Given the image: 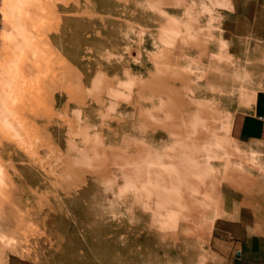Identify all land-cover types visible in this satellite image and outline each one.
Here are the masks:
<instances>
[{
	"label": "bare ground",
	"instance_id": "obj_1",
	"mask_svg": "<svg viewBox=\"0 0 264 264\" xmlns=\"http://www.w3.org/2000/svg\"><path fill=\"white\" fill-rule=\"evenodd\" d=\"M240 1L194 0L184 24L165 0H0V264H50L55 243L64 264L210 259L184 230L223 232L228 157L214 107L179 87L225 77L212 93L229 118L226 48L244 46L227 41L261 19L262 1ZM238 199L260 208L255 190Z\"/></svg>",
	"mask_w": 264,
	"mask_h": 264
},
{
	"label": "rangeland",
	"instance_id": "obj_2",
	"mask_svg": "<svg viewBox=\"0 0 264 264\" xmlns=\"http://www.w3.org/2000/svg\"><path fill=\"white\" fill-rule=\"evenodd\" d=\"M230 1L232 2V0H229V2ZM241 1L237 2V4L239 3L238 7L240 8H241ZM258 1H262L261 13H260L261 19L259 20V30H258L259 32L256 34L252 32V27H253L252 24L254 20V18H252L244 23V25L247 26V28L249 29L248 32L245 33V35L232 34L231 36H229L228 39L229 41H227V44L228 42H230L229 44L232 43L234 45L239 46L240 43H243L244 46V48H242L241 51H236L235 49L234 51L232 48L233 46H227L226 48L227 56L224 62L228 66V71H229L228 77L226 78V80H228V86L226 88L228 89V92L231 94L230 98L232 105L229 108L230 109L229 118L225 117L222 114L224 112L223 110L224 108H223V103L221 104V100L218 101L221 104V107L218 108L215 106L217 105V103L215 102V98L217 97L212 93L213 87H215L214 93L217 92L216 91L217 89L219 93L217 94L219 95L218 98L222 99V96L224 95L223 93L224 88H222V86L225 77H223V81L221 79L220 81L216 80L215 83L213 82L214 85L212 86L204 84L203 82H198L197 84H194V86L192 87L191 86L192 83L191 81H189L190 85H188L187 82L186 85H183L181 87L178 86V87L182 88V90L181 89L180 90L182 91L183 95H189L188 99L199 100V101L201 100V102H203V106L209 109L210 108L213 109L214 107L213 109L215 111L214 115H212L208 119L209 122H212L216 125L214 127L213 133L211 134V137L218 139L217 143L222 147V149L227 154L228 170L230 171V175H231V177L228 179L229 182L227 180L228 191H229L228 194L230 196L224 195V197H222L221 204H219L218 210H216L219 215L217 216L216 219L222 221H239V218L242 215L240 212H246L251 216L250 218L254 220L253 222L250 219L251 222L246 223V228L250 227V231L252 232L254 229L252 225L253 223L254 227L255 225L258 226L259 233H264L262 232L264 231V202L261 201V198L262 200H264V142H259V141L242 142L236 139L235 137H233L232 135V127H233L235 114L252 113L254 109L257 93L259 91H264V8H262L264 7V0H258ZM165 6H164L165 9L161 16L163 18L165 17V18L178 19L179 23L184 22V24L185 23L190 24L192 23L193 19L197 20L201 17V13L198 10L196 11V13H193V9L195 6L194 0H165ZM184 32L188 33L187 30H185ZM134 54L132 55L135 56ZM184 54L186 55V53H182V56H184ZM160 60L164 62L166 59L165 58L157 59V61H155L156 64L154 63V65L152 66L153 68H155V70H157V68L162 65V63L159 65ZM187 64L188 63L184 62L180 66L186 69L187 68L186 66H189ZM182 68H180V70ZM233 71H235V73H233ZM233 81L239 83L238 88L236 87L234 88V86L232 85ZM171 90L173 91V88H171ZM209 103H211V105ZM217 114L220 115L217 116ZM201 121L203 122L205 120L202 119ZM151 153L154 154V151H152ZM251 156L257 157V163H254V161H252L249 158ZM218 157H220L221 159L225 158L223 152L220 153ZM150 164L153 167V164L155 165L156 163L152 162ZM258 164L260 165L258 166ZM163 174L165 173L164 172L155 173L154 176H156L157 179H161ZM251 175L255 176L256 179L258 178L259 180H256L255 182L252 183H247V179ZM236 188L237 189L239 188V190L236 191ZM251 190H255V193L257 194V197L260 200V205H259L260 208H258L259 210L258 209L256 210L255 207L253 206H249V205L245 206L244 204H240L239 199L235 201L236 194L237 196L240 197L241 195L251 193ZM138 206H139V210H142L141 212H143L144 211L142 208L143 204L139 203ZM252 209L254 211H251ZM252 212L254 213L252 214ZM253 217L256 218L254 219ZM250 224L251 226H249ZM260 228H262V230ZM193 231L195 230H189V229L184 230V232L188 234V236L191 235L192 242L196 240L197 242L202 243L204 248L208 245V247L205 249L207 250V253H210L211 250L209 249V247L212 244L210 243L212 238L216 236L218 237L220 235H216V236L210 235L208 234L209 233L208 232L203 237H197V235L193 234ZM62 252H63L62 248L57 243H55L54 245L50 244V264H64L63 263L64 261L61 259L63 257ZM21 262L22 261L18 260V264H22ZM32 264H37V263H32Z\"/></svg>",
	"mask_w": 264,
	"mask_h": 264
},
{
	"label": "crops",
	"instance_id": "obj_3",
	"mask_svg": "<svg viewBox=\"0 0 264 264\" xmlns=\"http://www.w3.org/2000/svg\"><path fill=\"white\" fill-rule=\"evenodd\" d=\"M232 135L242 142H264V91L257 93L252 113L235 114ZM240 213L239 221H223V233L212 238L210 259L204 264H264V233H242L243 216H251Z\"/></svg>",
	"mask_w": 264,
	"mask_h": 264
}]
</instances>
